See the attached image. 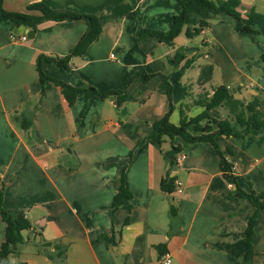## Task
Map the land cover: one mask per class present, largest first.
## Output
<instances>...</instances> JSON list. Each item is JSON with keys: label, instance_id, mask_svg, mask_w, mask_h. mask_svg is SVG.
<instances>
[{"label": "crops", "instance_id": "crops-1", "mask_svg": "<svg viewBox=\"0 0 264 264\" xmlns=\"http://www.w3.org/2000/svg\"><path fill=\"white\" fill-rule=\"evenodd\" d=\"M238 1L242 18L250 11L264 15V0ZM34 3L94 15L102 30L82 56L61 67L56 60L77 44L86 30L84 21H43L32 29L0 16V193L3 208L22 211L30 224L10 264H158L164 254L172 264H240L254 208L233 195L235 187L226 181L213 147L180 137L169 143L162 138L159 145L149 138L153 123L168 109L165 84L135 81L126 91L129 100L79 94L69 106L59 86L41 84L36 64L43 57L45 76L106 94L121 91L140 71L169 76L173 56L181 52L193 64L179 84L170 81L169 122L177 126L181 110L187 118L198 116L204 109L193 101L218 86L264 113V34L241 33L242 23L207 10L187 16L173 47L138 38L144 29L168 32L179 13L176 0H3L2 7L39 16L27 11ZM203 22L207 26L199 35L185 36L186 29ZM251 28L264 29V17ZM24 34L27 41H19ZM209 116L228 119L222 107ZM230 125L238 134L246 130L234 120ZM188 132L196 135L192 127ZM217 143L238 187L264 193V126L244 137L221 136ZM171 146L185 159L170 168L163 154ZM123 168L131 208L113 211ZM166 176L181 183V192L161 190ZM3 239L0 218V245ZM41 240L56 246L41 248ZM156 246L163 247L162 255ZM252 248L250 264H264V211L257 214Z\"/></svg>", "mask_w": 264, "mask_h": 264}, {"label": "trees", "instance_id": "trees-1", "mask_svg": "<svg viewBox=\"0 0 264 264\" xmlns=\"http://www.w3.org/2000/svg\"><path fill=\"white\" fill-rule=\"evenodd\" d=\"M179 6V13L173 17L169 31L164 33L161 31L144 29L139 32L138 38L151 37L156 39L158 42L163 43L169 47L174 46L175 38L181 33L184 26L185 20L188 15L193 13H200L207 10L219 11L221 13L227 14L234 18L237 22L242 23L239 28V32L245 34H264V29L260 32L254 31L251 26L252 24L259 20L264 15L250 11L249 14L242 18L241 14L238 12L239 1L238 0H226L217 1L216 3L210 0H176ZM3 0H0V16L6 20L11 21L16 26H24L35 29L36 26L43 21L52 22H63V21H84L86 25V30L81 36L77 44L73 49L62 59H57L56 62L59 66L65 67L68 61L72 57L82 56L87 50L88 46L93 43L101 33L102 26L98 17L94 15L79 14L71 11L64 10H52L43 3H34L27 7L28 12H39V16L30 15L28 13H14L7 12L2 7ZM206 23H200L197 28L186 29L185 36L190 39L200 34ZM43 57L37 59V71L39 74V79L41 84L44 82H53L61 88L63 97L67 101L69 106H72L76 97L79 94H84L87 99H103L107 96H116L118 103L129 100L130 98L126 96V91L129 86L135 82L139 81L142 85L152 84L154 82H161L166 86V95L168 97V109L165 115L158 121L154 122L152 125L153 134L149 137L151 139H156L158 144H161V139L163 137L169 138L171 141L175 137H180L185 142L196 143L203 142L210 144L215 153L219 156L220 162L219 166L224 174L226 181L235 187L233 195L237 198L246 199L250 205L254 208L252 216L248 219L246 228L244 230V242L246 246L245 255L240 262V264H250L251 256L253 253L252 241L253 232L257 220V214L259 211H264V193H246L242 191L237 185V177L232 174V165L229 164L220 150L217 139L221 136L229 137H244L251 135L252 133L260 130L264 126V113H259L255 111L254 102L243 103L237 99H234L228 92V89L224 86L215 87L212 90V94H200L197 99L193 101V104L203 107L201 114L194 118H187L184 115V111L180 112V121L177 126L169 122V117L172 113V105L170 102V92L172 81L175 84H179L185 71L189 69L193 64V59L185 60V56L181 52H176L172 59L173 72L169 76H164L162 74H145L140 71L127 79L124 83V87L121 91L109 92L106 94H99L94 88L88 89H76L70 87L62 82L56 81L49 78L43 74L40 68V62ZM264 59V56H262ZM185 60V61H184ZM184 64L180 66L181 62ZM186 90V89H185ZM42 92H44L42 90ZM186 92V91H185ZM218 107L224 108L228 113V119L216 120L209 116V112ZM206 120V124L201 126L199 123ZM230 120H234L240 126L246 128L243 134L235 133L230 125ZM189 127H192L193 132L196 135H191L188 132ZM180 152L178 147L171 146V149L163 154L165 160L167 161L169 167L175 165L174 160L176 155ZM230 152V151H229ZM131 160V157H130ZM123 168L119 174L118 180V191L115 194L111 209L113 211L125 207L130 209L129 201L132 195L125 187L124 171ZM161 190L171 195L174 192V178H169L166 176L160 183ZM2 196L0 193V218L4 224V239L0 245V264H10L9 256L17 249V246L24 244L27 238L24 237V232L30 230V224L26 220L22 211L5 210L2 206ZM169 214L171 218L176 217V209L170 206ZM107 243H113L103 236ZM41 248L55 247L53 243L41 240L39 244ZM156 250L160 255L163 254V247L156 246ZM60 251V248L57 247ZM14 264H26L24 262H16Z\"/></svg>", "mask_w": 264, "mask_h": 264}, {"label": "built area", "instance_id": "built-area-1", "mask_svg": "<svg viewBox=\"0 0 264 264\" xmlns=\"http://www.w3.org/2000/svg\"><path fill=\"white\" fill-rule=\"evenodd\" d=\"M19 41L25 42L27 41V36L24 34L18 38ZM185 159L184 155H178L175 157L174 163L175 165H178ZM174 192H181V183L176 182L174 184ZM158 264H172V259L168 254H164L159 258Z\"/></svg>", "mask_w": 264, "mask_h": 264}, {"label": "rangeland", "instance_id": "rangeland-1", "mask_svg": "<svg viewBox=\"0 0 264 264\" xmlns=\"http://www.w3.org/2000/svg\"><path fill=\"white\" fill-rule=\"evenodd\" d=\"M163 141H166V142H168L169 143V138H167V137H163Z\"/></svg>", "mask_w": 264, "mask_h": 264}, {"label": "water", "instance_id": "water-1", "mask_svg": "<svg viewBox=\"0 0 264 264\" xmlns=\"http://www.w3.org/2000/svg\"><path fill=\"white\" fill-rule=\"evenodd\" d=\"M33 36V32H31L29 35H28V38H31Z\"/></svg>", "mask_w": 264, "mask_h": 264}]
</instances>
